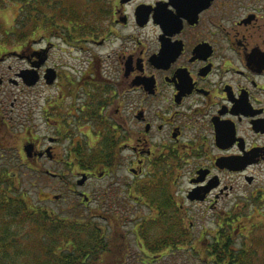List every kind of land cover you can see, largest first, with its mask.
I'll list each match as a JSON object with an SVG mask.
<instances>
[{
  "label": "flooded vegetation",
  "instance_id": "1",
  "mask_svg": "<svg viewBox=\"0 0 264 264\" xmlns=\"http://www.w3.org/2000/svg\"><path fill=\"white\" fill-rule=\"evenodd\" d=\"M105 3L93 30L88 20L78 22L81 33L69 24L56 32L69 53L65 64L50 62V49L0 52V61L14 56L25 69L36 66L34 86L56 91L39 105L41 120L27 107L16 117L23 134L14 141L3 121L1 140L14 143L23 164L69 167L71 175L46 170L77 197L67 211L119 214L133 201L155 218L178 214L179 245H211L223 228L238 238L249 229L244 214L264 208V0ZM123 166L127 174L118 173ZM93 178L130 185L128 201L112 206V185L85 188ZM160 236L149 232L152 244Z\"/></svg>",
  "mask_w": 264,
  "mask_h": 264
},
{
  "label": "trees",
  "instance_id": "2",
  "mask_svg": "<svg viewBox=\"0 0 264 264\" xmlns=\"http://www.w3.org/2000/svg\"><path fill=\"white\" fill-rule=\"evenodd\" d=\"M12 2L21 7L19 6L15 26L4 27L0 23V31H4V37L0 38L1 47L5 48L1 50L2 52L8 50V46L20 48L24 46L23 43L37 35L49 33L57 37L56 32L62 34L67 32L68 24L70 29L77 30L78 22H88L79 21L77 17L70 18V15L74 14L71 9L63 6L62 0H12ZM91 2L94 7H99L95 0ZM23 7L29 9V14H26ZM89 24L93 30L98 23L90 20ZM79 31L80 33L83 31L82 26ZM4 128L7 129L6 126ZM11 136L19 137L9 133L10 138ZM91 157L99 159L101 156L96 154ZM15 159L1 144L0 139V264H100L105 255H107L105 264H124L127 237L125 234L122 235V227L116 228L115 236L110 238V231L108 232L107 226L101 225L100 221L60 214L37 204L27 188H20L21 161L18 159L16 162ZM22 165L32 168L35 164ZM127 188L131 189V186L128 185ZM155 200L156 203L166 206L162 197ZM151 217L153 216L144 217L142 223H139V234L142 238L139 243H142V247L152 253L168 254L173 253L175 248L179 250L180 240H175L178 239V233L183 231V226L179 225L174 232L171 220H167L163 213L156 218ZM155 223L166 229L167 242L163 240L159 245L150 242L149 232ZM232 233L229 228H223L219 231L217 242L211 245H190L187 254L189 256L207 254L206 259L213 264H264V257L257 259L254 253L250 254L245 244L237 248ZM144 260L149 262L148 258Z\"/></svg>",
  "mask_w": 264,
  "mask_h": 264
},
{
  "label": "rangeland",
  "instance_id": "3",
  "mask_svg": "<svg viewBox=\"0 0 264 264\" xmlns=\"http://www.w3.org/2000/svg\"><path fill=\"white\" fill-rule=\"evenodd\" d=\"M95 2L98 3L99 7H94L91 0H62L63 6L71 9L74 17H77L79 21L84 22L85 20H94L95 24L98 23L96 26H99L101 11L103 10V8L106 9L107 7H109L110 4L107 5L105 3V0H95ZM19 6L21 7V5H14L12 0H0V23L3 24L4 27H13L16 25V16L19 13ZM91 6L93 8H91ZM23 8H25L26 14H29V9L27 7ZM95 11H97V14L95 13ZM22 17L23 16H21V18ZM1 37H4V31H0V38ZM26 42L27 43H23V50H27L29 48L38 50H41V48L47 50L50 49V62L58 61L61 64H65L66 62H68L69 53L67 52L66 48L62 47L64 43L62 42V40L58 39L57 37H53L49 33L37 35ZM52 43L57 44L58 47L52 48ZM13 47L15 48V46H8V50H13ZM2 49L5 48H2L0 43V51ZM104 50L105 49H101L102 52H104ZM109 50H111V48H107L105 52H108ZM106 55H108V53H106ZM10 66L12 67V69H9ZM26 67H28V65L25 61L22 60V58H16L14 56L9 57L8 60L0 61V76L3 73L6 74L4 84L0 85V127L2 126L1 123L3 121L8 122L11 128H7L6 125L7 129H5L4 131H7L11 134L13 133L14 135L23 134V127L21 128L18 126L16 117L21 114L24 108L27 107V110H31L35 121L41 120V116L38 110H41V107L45 106L44 103L49 101L54 93L56 94V91H53L52 88L50 86H47L44 81H41L44 83H39L36 86H30L21 82L18 79L16 73H19ZM10 78L17 79L18 82L15 83L11 80L8 81V79ZM39 105H41L40 108ZM1 129H3V127ZM1 136L2 135H0V139ZM11 138L12 141L15 140L14 136H11ZM4 141L1 140V143L4 144L3 146L7 148V151L12 155V158H16L15 161L17 162L18 157L20 156V151L18 150V148L13 147L15 146L13 142ZM59 151H62V149H60ZM19 163H21V165L23 164L22 162ZM21 165H19V168H21L20 188H27L30 191L31 198L35 200L37 204L51 208L52 210L60 214L64 213L70 216H80L79 218H93L97 221H100L101 225L107 226L108 232L110 231V238L115 236L116 228L122 227L121 232L122 235L125 234L127 237L126 247L128 248L127 259L125 260L124 264H213L211 263V261H209V259H206L207 254L205 253V255L202 254L198 256H189L187 254V248L190 247V245H193L192 243H189V245H179V250L178 248H175V251L173 253L170 252V255L163 254L164 256L157 259V261L153 259L154 257H152V255L151 257H148L146 255V252H148V250L144 249L139 243L141 241V238H138V236L141 237V235L136 234V231L140 233V227H138L137 224L142 223L141 221L144 217L151 216V214L148 213L147 209L142 207H139V210L134 209V202L129 201L128 203L124 202L121 204L124 210L119 214L102 212L86 213L81 210L67 211L69 209V206L79 205L77 197L71 194L69 186L65 185L66 183H61L60 179L51 176V174L47 173L46 170L48 169L50 170V172H55L58 174L68 173L69 175H71V173L69 172V167L51 163L48 161L43 162L39 166L34 165V167L32 168ZM118 173L127 174V167L123 166L122 168H120V171H118ZM109 180L110 181H103L97 180V178H93L90 184H88L85 188L88 189L89 187H91V190H93L94 187L112 185L111 205L119 206L118 202L120 201V199L121 201H128V199L125 198V195L128 193L124 192L126 190L128 191L127 187H125V182L120 181L119 184L110 178ZM59 194H62L63 196L58 199L55 198V196ZM99 195L101 194H98V199L101 198ZM116 199L118 201L116 202L118 203L117 205L116 203H113ZM72 211L75 214H73ZM246 213L247 214L244 215L245 217H247V219L248 217H251L250 219L246 220L247 225H249V229H242L241 231H239L240 234L238 238L235 239L237 243L236 247L241 248L245 244L249 248L250 254L254 253L256 258L260 260L264 257V208L259 212V215H257L258 212L256 211ZM170 215L172 216L170 219L175 228V232L176 229H178L177 227L181 225V223L178 221L180 219L178 214L170 213ZM99 217H101L102 219L99 220ZM151 218H155V215ZM193 220L195 221V218H193ZM136 226L139 229H137ZM132 229L134 231V236L132 235ZM151 229H153L154 233L161 234V236L158 239L156 238L153 243L156 245L161 244L162 241L166 239V229H164V226H158L156 223L155 225L151 226ZM150 253L152 254V252ZM106 256L107 255H105V257H102L101 261L103 262H101L100 264H105ZM147 258L149 262H146V260H144Z\"/></svg>",
  "mask_w": 264,
  "mask_h": 264
},
{
  "label": "water",
  "instance_id": "4",
  "mask_svg": "<svg viewBox=\"0 0 264 264\" xmlns=\"http://www.w3.org/2000/svg\"><path fill=\"white\" fill-rule=\"evenodd\" d=\"M47 50V49H46ZM46 59V57H44L41 61L44 62ZM53 68H48L45 77L48 79V82L51 83L53 80V72H52ZM18 77L23 78L25 84H28L30 86L35 85L39 78H40V74L38 72V69L36 68V66H32V68H28V69H23L18 73ZM32 145L28 144L25 146V150L28 153V155L31 154V150H32ZM85 180V178L81 181L83 182Z\"/></svg>",
  "mask_w": 264,
  "mask_h": 264
},
{
  "label": "bare ground",
  "instance_id": "5",
  "mask_svg": "<svg viewBox=\"0 0 264 264\" xmlns=\"http://www.w3.org/2000/svg\"><path fill=\"white\" fill-rule=\"evenodd\" d=\"M86 177H87L86 175L82 176V178H81L80 181H79V184H83V182H84L85 180H84L83 182H81V181H82L84 178L86 179ZM55 198L58 199V198H60V197H58V196L56 195ZM163 214L165 215V217H166L167 220H171V219H170V216H169L170 213H168V212H166V213L163 212Z\"/></svg>",
  "mask_w": 264,
  "mask_h": 264
}]
</instances>
